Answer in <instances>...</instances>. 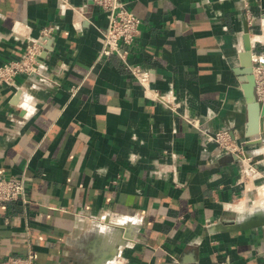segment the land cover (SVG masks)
I'll use <instances>...</instances> for the list:
<instances>
[{
    "label": "crops",
    "instance_id": "0c3cea01",
    "mask_svg": "<svg viewBox=\"0 0 264 264\" xmlns=\"http://www.w3.org/2000/svg\"><path fill=\"white\" fill-rule=\"evenodd\" d=\"M124 1L142 21L125 61L100 57L108 19L93 0H0V64L52 29L50 81L0 87V177L27 188L0 203V264L29 251L36 264H264V226L216 228L264 209L241 60L245 34L253 67L264 60V0ZM224 129L246 142L240 157L211 138Z\"/></svg>",
    "mask_w": 264,
    "mask_h": 264
},
{
    "label": "built area",
    "instance_id": "2783aa9c",
    "mask_svg": "<svg viewBox=\"0 0 264 264\" xmlns=\"http://www.w3.org/2000/svg\"><path fill=\"white\" fill-rule=\"evenodd\" d=\"M93 2L106 14L108 19V25L103 32L104 45L100 57L117 55L122 60H127L131 46L135 44L140 35L141 19L128 7L124 0H93ZM51 30V27L46 28L43 35L27 45L18 58L0 64V87H14L18 90L16 79L19 75L35 76L43 82L50 81L43 71L41 55L46 37L49 36ZM128 67L134 78L144 87L147 96L166 103L171 102L157 92L150 94L148 91L150 86L149 74L142 66L129 65ZM253 76L254 94L256 100L261 102L264 99V60L254 64ZM211 138L221 150L227 153L238 157L244 154V143L246 142L236 141L229 130H219L211 134ZM26 196L27 188L22 177L13 175L0 177V203L26 202ZM2 264H36V258L29 251L23 256H8ZM219 264L233 263L229 259H224Z\"/></svg>",
    "mask_w": 264,
    "mask_h": 264
},
{
    "label": "water",
    "instance_id": "95a60500",
    "mask_svg": "<svg viewBox=\"0 0 264 264\" xmlns=\"http://www.w3.org/2000/svg\"><path fill=\"white\" fill-rule=\"evenodd\" d=\"M242 64L245 68L244 72L249 75V82L245 86L246 96L248 99V121L247 136H255L250 139L249 143L256 144L264 140V99L259 102L254 94V76L252 74L253 67V50L249 34L244 36V52L241 54ZM264 226V209L256 210L247 214L241 220H234L227 225L216 227L219 230L241 231Z\"/></svg>",
    "mask_w": 264,
    "mask_h": 264
}]
</instances>
